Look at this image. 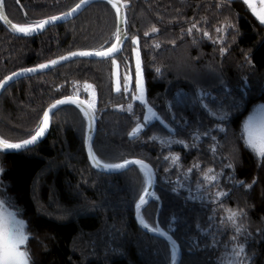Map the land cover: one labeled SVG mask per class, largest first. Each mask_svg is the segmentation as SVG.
Returning <instances> with one entry per match:
<instances>
[{"label": "trees", "instance_id": "16d2710c", "mask_svg": "<svg viewBox=\"0 0 264 264\" xmlns=\"http://www.w3.org/2000/svg\"><path fill=\"white\" fill-rule=\"evenodd\" d=\"M80 1L4 0L3 9L13 24L33 27ZM122 1L127 37L115 63L121 73L133 72L139 50L147 103L166 124L154 121L131 137L145 112L133 100L134 85L115 90L113 59H78L2 93L0 139L30 138L57 99L90 103L88 91L94 90V155L102 164L141 159L154 168L161 207L153 202L143 220L156 229L158 218L180 246V264H220L239 243L250 264H264V161L241 139L248 115L264 103V24L244 0ZM118 25L108 2L38 37H17L0 24V81L71 52L104 51L114 44ZM202 90L211 97L207 108L195 100ZM179 96L190 102L178 103ZM126 104L130 112L116 109ZM87 132V117L67 105L54 113L41 144L0 153V195L11 198L27 224L31 264H172L170 245L143 233L135 220L147 187L143 170H94L85 152ZM232 211L246 214L234 218L242 229L237 241L228 220Z\"/></svg>", "mask_w": 264, "mask_h": 264}, {"label": "snow or ice", "instance_id": "6c2138e0", "mask_svg": "<svg viewBox=\"0 0 264 264\" xmlns=\"http://www.w3.org/2000/svg\"><path fill=\"white\" fill-rule=\"evenodd\" d=\"M88 0H81L80 4H77L75 8L71 10V12L66 13L65 15H72L74 12L77 11L81 7L82 4L87 3ZM108 3L112 4L113 8H116L117 17H120V9L117 7V4L114 3V0H107ZM245 3H248V0H245ZM3 7V0H0V8ZM249 7L251 5L249 4ZM253 14L257 16V18L260 20L262 24H264V12H257L255 9H253ZM0 18H3V12L0 11ZM60 19V17L53 16L50 18V20H41L39 21L35 27H18L15 24L11 25V28L14 29L16 32L23 33L25 35H28L30 32H34L36 28L43 29L44 25L49 23L50 21H56ZM126 23V20L124 21ZM195 27V26H194ZM117 31L120 33L116 37L117 42H121L122 38L126 36V33L122 31V29L118 28ZM153 32H156L157 29L155 27L152 28ZM189 32H191V29H189ZM147 35V33H146ZM207 35V33H205ZM133 43H138L137 39H133ZM156 47H159V45H156ZM118 51V48L116 44H113L106 52L100 51V52H71L67 56L60 57V60H67L70 57L74 56H101V57H113L112 62L115 63V57L114 53ZM58 60H52L49 63L51 65L57 64ZM49 65L48 64H40L38 65V68H27L23 69L22 72L24 73H32L36 72L40 69H45ZM159 71V69H157ZM20 73H13L12 76L6 77L3 81H0V89H4L5 85L8 83L9 80H11L14 76H18ZM125 84L124 88L125 91H128V77H124ZM91 85H86L85 88H91ZM116 90L120 91V85L119 81H117ZM135 92L138 94V99L141 101L142 104H147V101L144 98V87H143V81H142V72H141V62L139 58V52H137V62H136V73H135ZM205 98H211L209 96V93L207 91L202 90L200 93L197 94L195 97V100L197 103L202 105L203 107L207 108L208 104L206 102ZM177 102H190L187 101L186 98L179 96ZM66 103H76L75 100H72L71 98L67 99H57L55 103H53L50 108L43 113L41 125H39L35 131V134L31 135L30 139H24L20 143H11L6 139H0V151L5 150H19L22 148L27 147L28 145L36 143L38 137L42 136L45 132L47 125L49 123V113L55 109L58 105H63ZM80 104H84L85 101H80ZM131 107V105H130ZM90 110L94 111V104H89L87 109L82 108L81 111L84 112V115L91 120L93 117L90 114ZM261 113V120L259 124L258 130L254 131L253 123L255 118L250 117L242 126L241 129V139L245 141V146L252 151V153L261 161H264V107H261L259 109ZM146 112H153L152 107H148L146 109ZM154 120H159L162 123L166 124V121L163 120V118L158 113H153ZM222 119L224 117H221ZM150 121L148 120L147 116L145 115L143 119L142 125H137L136 129L131 133L132 136H135L139 130H141L142 127H146L147 124ZM207 135V133H205ZM90 154H91V146H90ZM91 158L95 159L94 154H91ZM178 159V157L176 158ZM98 164L99 162L96 161ZM129 163V161H125L123 164L121 163H111V164H104L103 167L108 170H114V169H120L126 166V164ZM132 163H135L137 165H140L144 176L146 178V185L144 192L145 195L148 194L149 188L151 186L153 173L152 170L149 168V166L145 163H143L140 160L133 161ZM191 171V169H189ZM210 173L213 171L212 169L208 170ZM205 179H208L207 174L204 177ZM211 179L214 181L216 177L213 175ZM215 186V185H213ZM3 192V186L0 185V193ZM145 195H141L139 197V203L136 204V209L140 210L141 206L144 205L147 201L145 200ZM226 195V194H221ZM9 209H14L12 211H9ZM246 215L242 211H232L230 215L228 216V220L231 222V227L234 228L235 233L237 235H234L232 237L233 241H237L238 234L242 231L241 227L236 224L235 219L236 217L244 216ZM175 220V217H173ZM142 226L145 229H148V224L144 223L143 220H141ZM156 233L158 235H161L162 238L168 239V236L165 234L166 230L161 231L160 229H155ZM30 233L27 231V224L22 219L18 218V209H15V205L12 202L10 197L0 195V264H31V256L29 253V250L27 248V242L30 239ZM195 243V241L193 242ZM171 247V244H170ZM233 253L235 254V264H246V255H245V247L243 243H239L236 247L232 249ZM171 256L174 257L175 253H171ZM172 264H176V260L172 259Z\"/></svg>", "mask_w": 264, "mask_h": 264}, {"label": "water", "instance_id": "95a60500", "mask_svg": "<svg viewBox=\"0 0 264 264\" xmlns=\"http://www.w3.org/2000/svg\"><path fill=\"white\" fill-rule=\"evenodd\" d=\"M99 2H107V0H88L87 3L82 4L81 7L79 9H77V11L74 12L72 15H67L66 16L65 14L71 12V10L73 8H75V7H73L71 10H69V11H67L65 13L56 15V17H60V19H58L56 21H50L49 23H47V24L44 25L43 29L36 28V30L34 32H30L28 35H25V34L20 33V32H16L14 29L11 28V25L13 23L10 22L8 20V18L6 17V15L4 13L3 7L0 8V11L3 12V18H0V24L3 25L7 29V31L9 33H11L12 35H15L17 37L26 38V39L27 38L38 37V36L42 35L44 32H46L49 28H51V27H53L55 25H58V24L67 22V21H69V20H71L73 18L78 17L84 10H86L92 4L99 3ZM80 3H81V1L78 4H80ZM114 3H116L117 4V7H119V9H120V17L118 18V20H119L118 28L122 29V31L124 33H126V36H124L122 38V41L121 42L118 43L117 42V39L114 42V44H116V46L118 48V51L115 52L113 55H114V57H117L123 51L124 45H125V41H126V37H127V28H126V25H127V13H126V9H125V6H124V3H123L122 0H114ZM50 18L51 17H48V18H46L44 20H50ZM125 20H126V23L124 22ZM18 27H25V26H18ZM33 27H35V26H33ZM118 35H120V33L117 31V36ZM108 49H106L104 51L106 52ZM76 52H91V53H95V52H92V51H76ZM67 55H65V56H67ZM59 58L52 59V60H58L59 61L55 65H51L49 63L52 60L42 63V64H48L49 66L47 68H45V69L37 70L36 72L24 73V72H22L23 69H20V70L14 72V73H20V75L14 76L11 80L8 81V83L5 85L4 89H0V96L2 95V93L9 86H11L12 84L18 82L19 80H22L24 78H28V77H32V76H36V75L45 73L48 70H51L53 68L59 67L61 65H64L65 63H67L69 61L78 60V59H82V60H94V61H104V60H108V59H113V57H101V56H96V55H91V56H74V57H70L67 60H60ZM31 68H38V66L31 67ZM25 69H27V68H25ZM12 74H10V75H8L6 77L12 76ZM67 98H71L72 100H75L76 103H66V104H63V105H58L55 109H53L49 113V123L47 125V128H46L45 132L43 133V135L40 136V137H38L36 143L31 144V145H28L27 147L22 148V149H19V150H5V151H0V153H4V154H7V153H19V152H22V151H25V150H28V149H31L33 147L38 146L39 144H41L47 138V136L49 134V131L51 129L53 115H54V113L59 108H61L63 106H67V105H72V106H75V107H77V108H79L81 110L82 108L87 109L88 108V105L90 104L86 100H84V99H82L80 97L66 96V97H63L61 99H67ZM80 101H85V103L84 104H80L79 103ZM50 106L46 110H48L50 108ZM90 114H91V116L93 118L91 120H89V118L87 117V119H88V132H87L86 141H85V152H86V156H87V159L89 161L90 166L94 170H96L98 172H101V173H104V174H121V173H124V172H126V171L134 168V167L141 168L140 165H137L135 163H132L133 161H136V160H140V161H142L143 163H145V164H147L149 166V168L152 170L153 178H152V182H151V186L149 188L148 194L145 195V192L143 194V195H145V200L147 202L144 205L141 206V209L140 210H137L136 207H135V220H136V223H137L138 227L140 228V230L143 233H145L146 235L151 236V237L159 238V239L165 241L166 243H168L169 245L171 244V248H172L173 252L175 253L174 259L176 260V264H180L181 258H182V251H181L180 246L178 245L177 241L171 235L165 233L168 236V239L166 240L165 238H162L161 235H158L156 233L155 229H152L149 226H148V229H145L142 226V223H141V220H143V215L147 212V210L149 209V207L151 206V204L153 202H155V201L158 202V204H159V210H160V207H161V203H160V201H159V199H158V197L156 196V193H155V188H156V183H157V177H156V173H155L154 168L149 163H147L144 160H141V159H131V160H128L129 163H127L126 166L123 167V168L114 169V170H108V169H105L103 167L104 164L100 163L96 159V157H95V159H92L91 158V154H94V152H93V143H94V140H95V137H96V133H97V125H98V122H97V115H96L95 110L94 111H91L90 110ZM30 138H28V139H30ZM90 146H91V154H90V151H89ZM96 161H98L99 163L97 164ZM123 163H121V164H123ZM138 203H139V201H138ZM143 222H144V220H143ZM157 228L160 229L161 231H163L161 229L159 223H158V218L156 220V229Z\"/></svg>", "mask_w": 264, "mask_h": 264}, {"label": "rangeland", "instance_id": "374dc122", "mask_svg": "<svg viewBox=\"0 0 264 264\" xmlns=\"http://www.w3.org/2000/svg\"><path fill=\"white\" fill-rule=\"evenodd\" d=\"M246 4L248 5V7H249V4L251 5V7H249V8H250L252 13H253V9H255L257 12H264V0H248V3H246ZM137 52H139V50L135 49L134 50V59H133V67H134L133 72H130L128 74L127 73L126 74L125 73H121L120 69L118 68V65H117L118 62L116 61L117 63H114L115 64V67H114V88H115V90H116V86H117V81H119L120 90L121 89L125 90V88H124V84H125L124 77L125 76L128 77V81H127L128 90L132 87V85H134V87H135V73H136ZM139 58H140V62H141L140 53H139ZM141 72H142V81H143V87H144V98L146 100L145 81H144V75H143L142 66H141ZM137 97H138V94L136 92H134L133 93V100L136 101V102L141 103V101ZM88 101L90 102V104H94V105L96 104V97H95L94 90L88 91ZM130 105L131 104L120 105V106H117L116 109L120 110L122 112H127L128 113L131 110ZM143 105L145 106V112H144L143 118L141 120L137 121L135 127L130 132V136L131 137H132L131 133L136 129L137 125H142L143 124V119H144L145 115L147 116L148 120L150 121L149 123H152L154 121H159V120H154V118H153V113H158V112L153 107H152L153 108V112H146V109L148 107H151V106L148 103L147 104H143ZM261 107H264V103L257 105L255 107V109L248 115V117L246 119V121H247L250 117H254L255 118L254 123H253L254 131L258 130V128H259V124H260V120H261V113H260L259 109ZM159 122H161V121H159ZM163 124H165V123H163ZM143 128L144 127H142L141 130ZM141 130H139L137 132V134ZM9 211H12V210H9ZM18 218H20V217L18 216ZM220 264H235V254L233 253L232 250L229 251L225 256H223V258L220 261ZM246 264H250L249 258H248V260L246 259Z\"/></svg>", "mask_w": 264, "mask_h": 264}]
</instances>
